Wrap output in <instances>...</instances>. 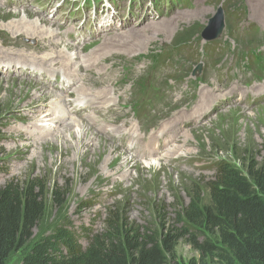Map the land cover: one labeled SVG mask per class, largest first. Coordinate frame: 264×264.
Instances as JSON below:
<instances>
[{
    "label": "rangeland",
    "instance_id": "374dc122",
    "mask_svg": "<svg viewBox=\"0 0 264 264\" xmlns=\"http://www.w3.org/2000/svg\"><path fill=\"white\" fill-rule=\"evenodd\" d=\"M26 1L30 7L28 14H37L39 17L46 18L48 22V18L40 12V10H48L52 17L56 15L53 21L57 19L59 23H65L62 32H65L66 26L70 25L68 29L73 34H79L80 38L85 39L83 45L73 52L79 57L93 56V51L99 47L104 49L105 55L101 56L100 66H93V68L99 70L100 78L107 79L102 74V67L106 68L105 76H108L107 81L110 82L105 85L100 84L99 79H94L92 72L89 71L85 74L82 71L81 75L86 81L88 78L92 79L89 82L96 86L91 85L89 87L91 90L111 87L107 91H113H111L112 95L109 92L110 102H117L118 106L113 109L118 115L109 123L115 126H121L125 118L134 117L131 109L133 106L127 105V110L122 109V100L118 101L119 95L117 92L114 93L121 86V80L124 78L127 79L126 86L120 87L118 91L124 93L127 103H129L130 93L136 92L132 78L135 82L139 81L141 85L153 83L152 85L165 90L162 94L164 100L161 105L153 103L147 109L144 118L145 126L138 119L136 121L137 129L146 128L148 133L142 131L148 135L153 131L154 134L158 133L161 130V128L157 129L158 126L170 119V126H173L175 121L187 115L186 113L182 115L181 112L191 111L186 117H195L198 114L195 113L197 111L195 107L203 100V98L199 99L200 92L203 90L213 92L212 85L216 89H218L217 86L221 88L217 95L231 88H237L236 99L239 102L228 104V106L214 103L209 110L213 108L215 110L203 121L201 119V124L198 121L179 128L180 131L182 129L187 132L184 138H182L183 132L176 129L182 138L179 143L183 146L174 144L175 147L181 146V148L171 162L161 160L162 156L147 159L142 157L134 162L130 161L133 157L126 153L130 142H115L116 134L109 139L98 133L100 137L108 140L109 149L110 146L116 147L112 154L118 159V170L116 171L106 168L103 159L98 163H90L91 160L88 159L89 164L82 165L74 154H71V157L75 158L72 159L75 163H69L70 160L67 161L66 158L70 156L65 152V142L61 137L55 142L40 147L32 141L26 142L24 138L27 134L22 135L16 129L18 126L28 128L30 125L21 124V120L35 119L29 116H37L42 104L41 111L46 110L45 107L50 104L48 102L51 98L43 99L40 94H35L40 90L39 86L51 89L49 88L51 84L49 83L47 87L37 78L31 77V71L25 70L23 64H19L20 68L10 66L11 70H4L7 65L0 66V187L11 181L21 184L37 181L39 185L45 187L46 213L34 229L35 240L52 234L60 224L71 223L81 235L80 240L83 246H87L88 238L104 231L105 219L109 212L115 209L124 211L132 223L150 230L160 231L162 223L171 228L174 226L179 228L181 225L176 223L177 215L191 203L192 197L198 196L203 202L207 201L208 183L215 178L217 162L224 160L237 164V159L245 161L250 158H257L259 162H262L264 158V98H262L264 70H261L257 64V54L264 46V1H261L263 14L260 15L255 7L256 0H194L193 8H197L195 12H176L169 20H160L153 23L156 24L154 26L146 25L135 30L143 32V38L139 37L138 33L134 34L137 38L134 40L135 44L141 43L142 46L132 50L124 45L126 40L119 41L124 35L104 43L108 39L105 35L108 34H99L101 22H94L88 10L81 9L75 16H70L74 13V6L70 3L62 8L61 17L64 18H61L58 15L60 11H56L53 5H48L49 0ZM3 2L4 0L0 1V3ZM220 8L223 9L225 15V30L219 39L206 42L202 38V33ZM15 11L10 8L0 9V32L4 28L2 26L22 17L23 12L15 15ZM116 11H118V23L123 24L130 21L126 18L125 3ZM144 11V9H136L135 16L141 17ZM152 14L153 11L148 8L146 15L151 16ZM53 21L48 23L57 30V24L54 25ZM194 25L196 28L192 27ZM260 33L263 36L262 39L259 38ZM59 38L61 42L69 43L65 37L59 36ZM7 39L9 37L6 34H0V62L18 61L15 56L9 55L10 53L40 56L46 52L42 49H32L28 43L25 44L19 40L10 42ZM145 39L149 41L146 43ZM151 39L153 41H150ZM94 40L99 41L92 42ZM69 44L76 47L72 43ZM60 45L59 48L65 47L64 44ZM202 47L205 48L202 49ZM83 48L86 50L82 51ZM5 49L8 52L3 51ZM217 50L220 52L217 53ZM47 52L53 53L51 50ZM73 53L71 52L72 55ZM86 53L88 54L82 55ZM157 55L167 56L158 58L163 64H159L161 67L152 70L153 64L151 63ZM262 55L264 56V53ZM263 60L261 61L264 62ZM24 62L27 63L26 60ZM199 64H202V71L197 76H193V71ZM56 69L64 71L62 65H57ZM9 72H13V75ZM25 72L27 75L21 76ZM6 73L8 76H4ZM150 74L152 76H147ZM140 75L144 76L138 78ZM82 79L74 87V91L83 85ZM172 81H174L173 84H171ZM21 82H27L29 85V90L25 91L26 95L21 97L24 100L22 105L19 104V100L18 103L16 102L14 96L12 98L10 89L18 87ZM180 82L185 87L178 88L170 97L168 90H173ZM187 85L194 91V94L183 101L178 100L182 98L181 92L186 89ZM223 87H225L224 91H222ZM48 89L46 90L49 91ZM41 92L43 91H38V93ZM151 102H145L144 106ZM52 107L47 110H52ZM218 111L222 114L216 117ZM128 112L130 115H127ZM121 115L122 117L117 120ZM109 116L112 115L109 114ZM74 118L79 120L77 117ZM190 122H192L191 119L187 120V124ZM74 129L64 131L67 139L73 142L71 132ZM90 132L93 133L92 130ZM14 145L19 147L11 149L10 147ZM23 145L31 146L23 148ZM23 149L29 150L24 152ZM124 159H130L127 164L129 175L125 177L123 172L126 169L123 171V168L127 166L122 164ZM142 161L149 164L140 163ZM55 191H58L60 196H65L62 198L64 201L62 204L55 201ZM198 240L202 242L201 238ZM26 252L12 253L7 264H20ZM171 262H173L171 264H221L214 254L203 256L188 237L178 242Z\"/></svg>",
    "mask_w": 264,
    "mask_h": 264
},
{
    "label": "trees",
    "instance_id": "16d2710c",
    "mask_svg": "<svg viewBox=\"0 0 264 264\" xmlns=\"http://www.w3.org/2000/svg\"><path fill=\"white\" fill-rule=\"evenodd\" d=\"M236 161L217 162L207 201L192 197L177 215L179 228L161 222L160 231L150 230L115 209L87 246L71 223L35 240L34 229L46 213L45 187L11 181L0 187V264L18 251H27L20 264H171L184 237L221 264H264V158ZM54 195L58 204L64 202L58 191Z\"/></svg>",
    "mask_w": 264,
    "mask_h": 264
},
{
    "label": "bare ground",
    "instance_id": "6f19581e",
    "mask_svg": "<svg viewBox=\"0 0 264 264\" xmlns=\"http://www.w3.org/2000/svg\"><path fill=\"white\" fill-rule=\"evenodd\" d=\"M261 1L263 2L264 0H256L257 3L255 5L256 10L260 15L263 14V7H262ZM49 4L52 6L54 4V0H49ZM5 8L9 9L6 3H0V9L5 10ZM29 10L30 9L25 10V11L16 10L14 14L19 15L20 13L23 12V15L21 14L22 17L18 18L17 21H14V22L11 21L9 24L2 26L4 27L3 30H7V31L2 30L0 34H6L9 37V39L7 40L10 42L11 41L16 42L19 40L25 44L28 43L32 49H36V50L42 49V50H45L46 52L40 56H35L34 54L29 55L27 53H15V54L10 53L9 55L15 56V59L18 61H13V62L11 61L12 63L7 62V61L0 62V66L4 67V65H7L6 66L7 68L4 67L5 68L4 70H11L10 66H14L15 68H18L19 64L20 65L23 64L25 66V70H27L28 72L31 71V77L37 78L38 80L41 81V83L46 84L47 87H48V84L50 83L51 86L49 88L52 89L53 84L50 82V77H53V75L57 74L56 66L62 65L63 70H64L63 72L65 73L66 77L70 79L69 84L66 86L64 93L68 94V96H72V95L74 96L73 101H71V103L75 105L73 104L71 105V103H68L66 96L57 94L53 89L51 90V89L39 86L40 90L38 91H43V92L38 93L37 91L35 95L40 94L43 99L51 98V100L48 102L50 104L48 106L45 104L46 110L41 111L43 108V104L41 102L42 105L40 106V108L41 107L42 108L40 112H37L38 115L29 116V117H35V119L31 121L28 119H24V120H21L22 122H20L21 124H28L30 126H28V128L18 126L16 131L22 135L24 133H26L27 136L29 135L28 137L26 136V138L24 139L26 140V142L32 141L36 143L37 147L55 142L58 138L61 137L63 138L65 142V145H64L66 147L65 152L70 156V158H66L67 161L70 160L69 163H75L72 160L74 157H78L79 161L81 162L80 164L82 165L89 164L88 163L89 160H91L90 163H98L99 160L103 159L106 163V168L115 169L117 171L118 170V167H117L118 159H116V157L112 155L114 154L115 146H110V149H109V147L107 146L108 140L105 139L104 137L103 138L100 137L98 133H101L105 135L106 137H108L109 139H112L111 136L116 134V132H119L118 135L121 132H125V129L122 128L123 125L128 124L133 127L135 126V124H133V122L129 118L124 119L122 126L116 125L118 126L116 127L112 123H109V122H112L116 118V117L109 116V114L113 115L117 113V111L113 109V107L118 106L117 102L115 101L110 102L111 101L110 94L112 90L110 89L111 91H109L110 92L109 94L107 89L111 87L103 88L100 90L98 89L91 90L89 87L91 85H95L89 82V81H92V79L88 78V81H86L84 76L81 75L82 71L83 73L89 71V72H92L94 79L96 78L99 79L98 82H100V84L105 85V83L108 84V82H110V81H107L108 76H105V73L107 72L106 68L102 67V74L107 79L100 78L99 70L93 68V66H100L99 62L102 60L101 56L104 54V49L99 47L95 51H93V56L87 55L85 57H79L78 54L73 53L76 50H78L77 47H73L69 43H66V42H61L58 36L59 29L57 32V30L54 29L52 24L48 23L49 21L52 22L53 17H55L56 15H53L52 17V14H50L48 10H40V12L43 13L48 18L49 21L47 22L45 20L46 18L44 19L42 17H39L37 16L36 13H35L36 15L28 14L27 11ZM135 33L140 34L139 35L140 37L142 36L143 32L129 30L124 34L122 38H120L119 41L126 40L124 45H127V47L130 48V50L137 49L141 47L142 44L141 43L135 44L134 40L137 39L136 37H134ZM65 34L70 35L71 33L65 32ZM119 34L120 33H117V35ZM114 36L116 35H113L112 37ZM149 39L148 40L145 39V41L147 40L146 43L149 41ZM150 41H153V40L151 39ZM60 44H64L65 47L59 48L58 46H61ZM109 46H111V44ZM143 48L146 49L145 46H143ZM47 50H51V52L53 53L51 54L50 52H47ZM3 51H7V50L5 49ZM71 52L73 53V55L71 54ZM50 55L52 56L50 57ZM3 57H5V55ZM35 58H36V62H35ZM24 60H26L27 63H25ZM25 74L27 75V73L25 72L21 76H24ZM80 75H81V78H83L82 79L83 85L77 88L76 91L70 92V89L74 85V80ZM4 76H8L7 73L4 74ZM103 80H105V82H103ZM85 84H89V85L85 86ZM28 86L29 85L27 82H21V84L18 85V87L10 88L12 90L11 92L12 98L14 96L16 102L19 100V104L21 105H22V102L24 101L21 97H24L26 95L25 91L29 90ZM120 87L119 88L117 87L118 89L116 90V92H118ZM211 87L214 88L213 92L211 91L207 92L203 90L200 93L199 99L203 98V100H201V102L195 107V109H197L195 113H198L195 117H192V118L186 117L191 111H184V112H181V114L186 113L187 115L182 116L180 119L177 118L178 120L175 121V123H173V126H170L171 119L166 122L161 123L158 126V128H161V130L158 133L153 134V135L151 134L148 135L146 133L143 137L146 140L139 142L134 147L128 149L130 151L129 154L133 155V158L131 160L130 159L128 160L134 162L139 157H143L147 159V158H155V157L162 156L161 160L171 162L174 159V155L178 154V151L180 150L181 146H183L179 142L187 134L185 130L181 129L180 131L179 130L180 127L195 124L201 119L203 121L205 117L210 116L215 110V108H213L212 110H209V108L213 106L214 103H219V105L221 106H228V104H231V103L232 104L239 103L236 100V92H237L236 89L237 88H231L230 90L223 92V93L221 92L220 95H217V92H220L221 88L217 86L218 89H216L213 85ZM46 89H48L49 91H47ZM224 89L225 87H223L222 91H224ZM251 95H253V93ZM230 96L231 98L229 99ZM262 98H264V95H262ZM68 104H70L71 106H69ZM76 104H83V107H86L87 109L90 110L91 115L84 117L81 114L82 106H79ZM72 106H74V108L70 109ZM50 107H52L53 109L51 108L52 110L48 111L47 109ZM73 114H77L80 119L78 120L74 118L75 116ZM203 114L205 115L202 118ZM219 114H220V111L216 113V117ZM121 117L122 115L118 117L117 120H119ZM190 119L192 120V122L187 124V120H190ZM211 122L212 121H210V123ZM199 123L201 124V121ZM200 127L201 126H199V128ZM72 129H74L73 132H71L74 138V142L71 140L69 141L67 139L68 138L67 135H65L64 133L65 130L71 131ZM176 129L179 130L180 132H183L182 138L181 136H179ZM90 130H92L93 133H91ZM88 137L90 139H88ZM144 144L145 146H143ZM174 144L181 145V146L175 147ZM28 146H31V145H28ZM28 146H24L23 148H28ZM16 147H19V146L14 145V146H11L10 148L15 149ZM28 150L23 149L22 151L28 152ZM71 154L72 155L74 154L73 158L71 157L72 156ZM128 160L124 159L122 164L127 166L129 162ZM140 163L149 164L146 161H142ZM152 163H151V166L153 165ZM123 171H124L123 172L124 177L129 175L128 166L123 168Z\"/></svg>",
    "mask_w": 264,
    "mask_h": 264
},
{
    "label": "water",
    "instance_id": "95a60500",
    "mask_svg": "<svg viewBox=\"0 0 264 264\" xmlns=\"http://www.w3.org/2000/svg\"><path fill=\"white\" fill-rule=\"evenodd\" d=\"M224 28V13L219 10L217 15L210 20L209 27L204 31L203 36L207 40L216 39L222 34Z\"/></svg>",
    "mask_w": 264,
    "mask_h": 264
}]
</instances>
